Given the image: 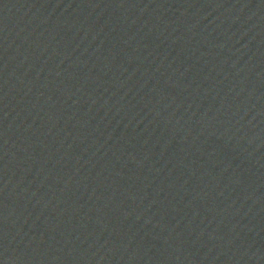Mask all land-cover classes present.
<instances>
[{
    "label": "water",
    "instance_id": "95a60500",
    "mask_svg": "<svg viewBox=\"0 0 264 264\" xmlns=\"http://www.w3.org/2000/svg\"><path fill=\"white\" fill-rule=\"evenodd\" d=\"M0 264H264V0H0Z\"/></svg>",
    "mask_w": 264,
    "mask_h": 264
}]
</instances>
